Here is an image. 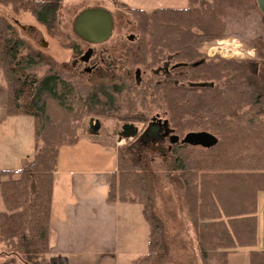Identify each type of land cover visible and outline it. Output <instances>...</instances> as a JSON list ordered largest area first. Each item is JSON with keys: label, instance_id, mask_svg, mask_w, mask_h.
Listing matches in <instances>:
<instances>
[{"label": "trees", "instance_id": "trees-1", "mask_svg": "<svg viewBox=\"0 0 264 264\" xmlns=\"http://www.w3.org/2000/svg\"><path fill=\"white\" fill-rule=\"evenodd\" d=\"M61 2L0 0V6L51 30ZM117 6L129 12L140 35L126 50V63L143 70L163 65L160 75L137 87L88 84L75 73H61L0 15L4 109L8 116L32 119L33 149L32 158H22L16 171L0 169V256L20 264H49L58 151L79 141L83 119L143 125L145 113L154 108L164 112L177 137L207 132L216 138L208 149L173 143L167 168L168 181L180 191L200 264H228L239 253L245 264H264V248H255L258 207L264 217V35L246 39L253 59L207 57L203 51L205 44L226 36L224 17L248 15L256 10L254 0H187L181 9L150 11ZM71 51L80 54L74 46ZM41 66L45 69L38 74ZM122 91L128 98L124 110L115 100ZM134 102L139 111L129 108ZM119 148L107 201L140 206L146 253L135 264H159L167 254L163 226L143 174Z\"/></svg>", "mask_w": 264, "mask_h": 264}, {"label": "rangeland", "instance_id": "rangeland-1", "mask_svg": "<svg viewBox=\"0 0 264 264\" xmlns=\"http://www.w3.org/2000/svg\"><path fill=\"white\" fill-rule=\"evenodd\" d=\"M79 3L84 4L85 1ZM76 4L78 3L75 2L74 5L72 3L63 9L60 24H55L51 30H46L26 14L13 15L7 7L0 6V15L15 27L21 38L54 61L56 69L61 73L65 71L75 73L85 79L88 84L102 86L114 84L122 88L137 87L149 77L160 75L163 65L143 70L140 67H130L126 63V50L135 45L140 37L136 23L129 12L118 7L119 11L113 14L110 37L104 43L92 47L80 41L70 30L68 18L75 10V6H78ZM15 20L19 25L24 26V30H20L13 23ZM223 21L226 25V36L205 44L203 51L206 56L253 59V50L247 47L246 39L261 33L262 36L264 35V27L257 9L252 10L246 16H225ZM28 26L32 28L28 29ZM50 35L55 36L57 42H51L49 48L42 47L41 39H47ZM230 39L236 41L229 45H216V42ZM59 43L62 46L66 45L70 50L71 47H76L78 53L80 52L79 56L75 57L73 53L70 58L64 56ZM211 47H220L221 50L217 49L211 55L209 54ZM87 48L93 49V54L87 64H93V68L88 73L83 72V64L72 65V62L76 61ZM99 55H101L100 58ZM44 69L45 67H38L37 73L41 74ZM127 99L124 91L115 97L116 103L122 107V110L128 105ZM4 105L5 83L0 72V169L17 170L22 158L30 160L33 155L32 119L27 116H8ZM132 107L135 111H139L137 103L134 102L132 106H129L131 109ZM145 115L147 120L143 125L100 118L97 120L99 127L95 134L89 132V125H93V121L89 123L90 118L83 119L79 141L74 145L59 148L58 164L60 167L110 173L115 168L116 148L120 147V152L143 174L153 199V212L163 226V242L167 248V254L159 264H199L193 232L179 197L180 191L168 181L167 177V168L172 159L170 149L173 145L169 142V138L175 137V134L169 128L164 112L151 108ZM123 124H131L136 128V135L128 139L120 137V127ZM127 209L133 210L134 208L127 207ZM260 210V213H264V197L261 199ZM257 215L258 241L255 248L262 250L264 248V217H259V207ZM121 219L122 216H120V221ZM128 221V224L134 225L132 219ZM137 235L140 239L139 248L141 250L135 252L136 258L132 259L129 264H135L136 260L146 253L145 225L142 230H138ZM242 256L244 254L239 253L230 257L228 264H245Z\"/></svg>", "mask_w": 264, "mask_h": 264}, {"label": "crops", "instance_id": "crops-1", "mask_svg": "<svg viewBox=\"0 0 264 264\" xmlns=\"http://www.w3.org/2000/svg\"><path fill=\"white\" fill-rule=\"evenodd\" d=\"M81 1L85 3H79ZM81 1L62 0L56 24H60L63 9L72 3L74 5L75 2L78 6H75V10L68 18L72 33L73 21L84 9H104L113 19V14L119 11L117 3L130 9L144 11L181 9L187 4V0ZM13 23L20 30H24V26L19 25L16 20ZM29 28L32 27L28 26ZM77 38L81 41L79 37ZM51 42H57L53 35L41 39L42 47L49 48ZM59 45L64 56L72 57L70 48L66 45L62 46L61 43ZM109 174L98 170L60 167L57 161V169L53 174L49 213V264H129L136 258L135 252L141 250L137 233L145 225L140 206L107 201ZM120 216H122L121 221ZM128 219H132L133 226L128 224ZM198 263L200 264L199 260ZM0 264L20 263L14 257L0 256Z\"/></svg>", "mask_w": 264, "mask_h": 264}, {"label": "water", "instance_id": "water-1", "mask_svg": "<svg viewBox=\"0 0 264 264\" xmlns=\"http://www.w3.org/2000/svg\"><path fill=\"white\" fill-rule=\"evenodd\" d=\"M257 11L261 16V22L264 26V0H254ZM73 33L88 45H98L105 42L111 35L112 19L110 14L101 8L84 9L77 14L72 25ZM91 50L88 48L77 59L80 63H87L90 59ZM195 63L194 65H197ZM89 132L95 134L99 127L96 119H89ZM136 135V128L131 124H123L120 127V137L124 139L132 138ZM170 143L178 142L188 146H197L203 149L211 148L216 143V138L207 132H188L180 139L176 136L169 138Z\"/></svg>", "mask_w": 264, "mask_h": 264}, {"label": "flooded vegetation", "instance_id": "flooded-vegetation-1", "mask_svg": "<svg viewBox=\"0 0 264 264\" xmlns=\"http://www.w3.org/2000/svg\"><path fill=\"white\" fill-rule=\"evenodd\" d=\"M104 43V42H103ZM88 45V44H87ZM98 45H100V44H98ZM89 46H94V45H89ZM88 49V48H87ZM90 50H91V54H90V57H91V55L93 54V49L92 48H89ZM100 56L101 55H99L98 57L100 58ZM90 60V59H89ZM89 60H88V62L87 63H80L79 61H73L72 62V65H74V64H76V63H80V64H83L84 66V69H83V72H86V73H88L92 68H93V64H89V65H87L88 63H89ZM154 130H156L155 128H154ZM152 132V131H151ZM176 143V142H175Z\"/></svg>", "mask_w": 264, "mask_h": 264}, {"label": "built area", "instance_id": "built-area-1", "mask_svg": "<svg viewBox=\"0 0 264 264\" xmlns=\"http://www.w3.org/2000/svg\"><path fill=\"white\" fill-rule=\"evenodd\" d=\"M236 40L235 39H230V40H224V41H219V42H216V45L217 46H221V45H223V44H232L233 42H235ZM217 49H220L221 50V48L220 47H211L209 50H211V51H209V52H211V53H209V54H211V55H213L216 51L215 50H217ZM215 51V52H214Z\"/></svg>", "mask_w": 264, "mask_h": 264}]
</instances>
